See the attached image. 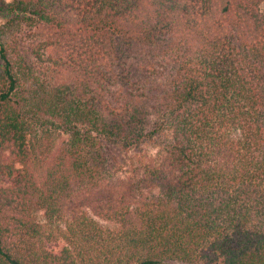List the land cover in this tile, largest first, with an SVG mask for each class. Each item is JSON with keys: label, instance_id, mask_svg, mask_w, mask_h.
Returning <instances> with one entry per match:
<instances>
[{"label": "trees", "instance_id": "16d2710c", "mask_svg": "<svg viewBox=\"0 0 264 264\" xmlns=\"http://www.w3.org/2000/svg\"><path fill=\"white\" fill-rule=\"evenodd\" d=\"M0 264H264V0H0Z\"/></svg>", "mask_w": 264, "mask_h": 264}, {"label": "rangeland", "instance_id": "374dc122", "mask_svg": "<svg viewBox=\"0 0 264 264\" xmlns=\"http://www.w3.org/2000/svg\"><path fill=\"white\" fill-rule=\"evenodd\" d=\"M152 151L154 152V150H152ZM36 215H37V218L39 221L45 222L44 215H43V212L41 210L36 211Z\"/></svg>", "mask_w": 264, "mask_h": 264}]
</instances>
